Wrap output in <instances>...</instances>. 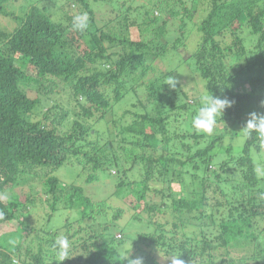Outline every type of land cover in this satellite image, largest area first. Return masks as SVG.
<instances>
[{
    "label": "trees",
    "instance_id": "obj_1",
    "mask_svg": "<svg viewBox=\"0 0 264 264\" xmlns=\"http://www.w3.org/2000/svg\"><path fill=\"white\" fill-rule=\"evenodd\" d=\"M102 1L0 0V228L18 233L9 246L0 232V264H127L126 250L142 264H264V146L240 131L264 113V0ZM204 94L234 102L211 135L191 126ZM65 163L86 184L115 175V192L95 202L56 175ZM36 197L50 211L25 222Z\"/></svg>",
    "mask_w": 264,
    "mask_h": 264
},
{
    "label": "rangeland",
    "instance_id": "obj_2",
    "mask_svg": "<svg viewBox=\"0 0 264 264\" xmlns=\"http://www.w3.org/2000/svg\"><path fill=\"white\" fill-rule=\"evenodd\" d=\"M121 1L125 2L126 5H130L134 8H138L140 6H143V4H147L149 1H154V0H107V2L105 0H103L102 5L105 3H108V2L110 5H112L114 3L119 4ZM196 1L197 0H184V2H185L184 4L186 7L190 8L192 2H196ZM19 5H20L19 3L13 4L12 8L16 9V7ZM105 5L102 7V9H104ZM177 5H176V8L178 9L179 15L184 14V10L181 8V5L178 3H177ZM91 8L94 10L98 9L95 7H91ZM17 9H18V7H17ZM153 12H154L153 13L154 16H158V17L160 16V17H163L164 19H169L171 17V14H169V12H166V11H159L158 9H154ZM197 12L198 11H196L194 13L192 18L190 19V22L196 21L195 17H197V15H196ZM83 13H86V11H84ZM175 21L179 22V17L175 18ZM136 30L137 29L135 27L131 28V32H133V36L138 37L139 32ZM183 76L186 79V81H188V82H189V79H191V77L185 73L183 74ZM31 94H33V93H31ZM52 104H53V102H50V104L47 102H43L42 104H39L38 108L34 112V116H31V118L33 120L40 119L41 118V112L43 110H45L46 108L50 107ZM53 124L56 125V122H54ZM213 133H215V131ZM235 137H236V140L239 141L238 143L240 145H242L243 137L241 135L240 136L237 135ZM159 147H160V145H159ZM161 147H162V145H161ZM55 173L60 178V180L64 181L65 183H72L75 185L81 184V186L83 187V194L86 196H89L95 202L100 201L102 199H106L111 194L110 192H112V189H114V192H115V188H114V184L116 181L115 175H108L105 172H99V173H97V177H98L97 181L86 184L83 182L84 181L83 170L81 168H79L78 166L75 169L66 163L63 164L61 167H59ZM112 173L114 174L115 172L112 171ZM174 187L177 190L179 189V187L177 185H175ZM168 197H169L168 192H167V190H165V193L163 195L164 202L166 200H170V199H167ZM42 198H43V200L39 197L38 198L36 197L35 202L30 204V208H29V209H32L33 211L32 212L29 211V213H26V214L24 213L22 220H24L25 222L35 221V219L41 217V215H47L48 214V212L50 211L51 204L48 203L47 200H45V197H42ZM109 200L110 201L112 200V202H113L116 199L110 198ZM120 206H122V208L124 209V217L127 214L129 216V222H132L131 217L133 215L134 210L132 211L131 209H128V208H130L128 206V204L127 205L126 204H120ZM139 209H140V207L138 209H136V211ZM75 214L77 215V209L76 208L72 212L71 211L68 212V218H72V216ZM187 216H188V213H187ZM64 219H65V217L64 218L59 217V220H61L62 222L64 221ZM15 228H16V225H5L2 228H0V232L6 233V234H3V236H7L4 239H8V241H9L8 245L9 246L14 245L18 241V233L14 232ZM129 231L131 233L142 232V231L138 230L137 225L132 226V228ZM115 234L117 237L120 235L122 236L121 232H118V231L115 232ZM1 240L2 239H0V242H1ZM21 242H23V241L21 240ZM2 244L6 245L7 243L3 241ZM243 263H245V262H239L238 264H243ZM163 264H166V263L163 262Z\"/></svg>",
    "mask_w": 264,
    "mask_h": 264
},
{
    "label": "clouds",
    "instance_id": "obj_3",
    "mask_svg": "<svg viewBox=\"0 0 264 264\" xmlns=\"http://www.w3.org/2000/svg\"><path fill=\"white\" fill-rule=\"evenodd\" d=\"M89 25V17L87 13H81L73 17V27L77 30L84 31ZM165 83L171 87H175L174 79H169ZM234 102L228 98L213 97L212 94H204L200 98L201 106L192 118L191 126L198 133L211 135L217 124V117L223 114L224 110L231 107ZM264 105V101L261 102ZM245 138H250L253 133L261 146H264V113L251 112L248 114L246 124L240 130ZM254 173L258 178H264V164H258L254 168ZM8 198L6 194L0 195V199ZM26 214V212H25ZM0 213V218H2ZM54 247L57 249L59 259L63 261L69 257V249L71 247L69 239L64 235L57 236ZM130 251H125L122 260H127V264H142L141 258L132 259L129 257ZM176 257H171V264H183V261Z\"/></svg>",
    "mask_w": 264,
    "mask_h": 264
}]
</instances>
